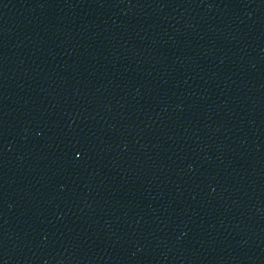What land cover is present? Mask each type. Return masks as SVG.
I'll list each match as a JSON object with an SVG mask.
<instances>
[{
    "label": "water",
    "instance_id": "1",
    "mask_svg": "<svg viewBox=\"0 0 264 264\" xmlns=\"http://www.w3.org/2000/svg\"><path fill=\"white\" fill-rule=\"evenodd\" d=\"M0 264H264V0H0Z\"/></svg>",
    "mask_w": 264,
    "mask_h": 264
}]
</instances>
